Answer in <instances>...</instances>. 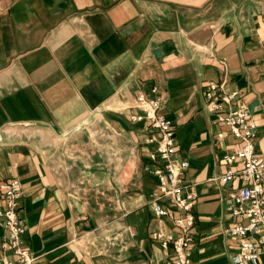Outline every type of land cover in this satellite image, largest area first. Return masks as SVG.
Returning <instances> with one entry per match:
<instances>
[{
	"label": "crops",
	"instance_id": "crops-1",
	"mask_svg": "<svg viewBox=\"0 0 264 264\" xmlns=\"http://www.w3.org/2000/svg\"><path fill=\"white\" fill-rule=\"evenodd\" d=\"M211 82L239 93L264 153V0H0V183H21L33 264H172L151 238L179 232L151 211L155 145L130 121L154 87L198 196L191 262L235 264L225 208L240 183L218 178L238 141L208 107Z\"/></svg>",
	"mask_w": 264,
	"mask_h": 264
},
{
	"label": "built area",
	"instance_id": "built-area-1",
	"mask_svg": "<svg viewBox=\"0 0 264 264\" xmlns=\"http://www.w3.org/2000/svg\"><path fill=\"white\" fill-rule=\"evenodd\" d=\"M221 88L220 84L209 83L205 98L210 111L219 112L218 122L238 141L237 147L222 158L227 168L218 178L221 184L240 183L225 208L232 219L226 234L237 242L235 264H261V256H264V153L258 155L255 152L257 126L247 108L237 104L232 106L239 93H224ZM157 91L155 87L151 90L153 97L137 96L136 107L140 114L130 116V121L143 123L150 130L145 143L155 145V150L147 157L158 191L151 204L152 214L156 218L170 217L179 232L176 236L155 232L151 238L163 249L171 247L172 264H192L190 231L195 222L193 207L198 196L183 184L188 163L177 159L175 128L172 121L160 113L161 97ZM218 138L222 139L223 135L218 134ZM21 195L18 179L0 183V225L6 233L0 243V264H33L35 260L24 243L25 226L18 215ZM163 201L179 213L178 217H171Z\"/></svg>",
	"mask_w": 264,
	"mask_h": 264
}]
</instances>
